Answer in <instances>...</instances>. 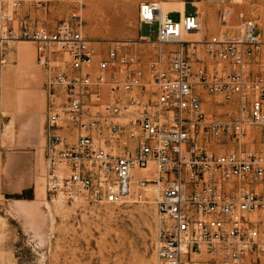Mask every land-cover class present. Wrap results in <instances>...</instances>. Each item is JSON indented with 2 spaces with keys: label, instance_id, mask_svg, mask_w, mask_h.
Returning a JSON list of instances; mask_svg holds the SVG:
<instances>
[{
  "label": "built area",
  "instance_id": "built-area-1",
  "mask_svg": "<svg viewBox=\"0 0 264 264\" xmlns=\"http://www.w3.org/2000/svg\"><path fill=\"white\" fill-rule=\"evenodd\" d=\"M54 1L0 0V52L31 42L46 74L47 192L94 206L154 204L158 264H264L257 22L197 41L190 37L202 30L199 15H163L144 3L141 25H158L146 61L127 43L100 50L77 7L42 20Z\"/></svg>",
  "mask_w": 264,
  "mask_h": 264
},
{
  "label": "rangeland",
  "instance_id": "rangeland-1",
  "mask_svg": "<svg viewBox=\"0 0 264 264\" xmlns=\"http://www.w3.org/2000/svg\"><path fill=\"white\" fill-rule=\"evenodd\" d=\"M162 2L184 3L185 14L199 15L203 33L199 38L190 37L193 40L205 42L238 34L247 19L257 22L264 39V0H57L51 3L47 18L39 15L42 20L56 21L77 7L83 15V31L97 41L100 50L112 42L127 43L122 44L125 50L137 51L147 61L157 51L155 41H149V37L155 39L158 25H141L140 7ZM170 17L178 20L179 14L171 13ZM15 44L1 51L0 57L12 62ZM199 49L205 51L203 45ZM13 83L17 86L20 78L14 77ZM14 136L13 126L0 125L2 144L4 138L12 142ZM23 164L22 160H6L0 154L4 173L0 177V264H158V215L154 204L129 201L121 206H94L84 200L70 201L61 193L50 195L47 190L41 198L42 186L46 189L42 154L30 161V180L21 191L4 189L6 167L10 165L12 186ZM29 190L34 194L29 195Z\"/></svg>",
  "mask_w": 264,
  "mask_h": 264
},
{
  "label": "crops",
  "instance_id": "crops-1",
  "mask_svg": "<svg viewBox=\"0 0 264 264\" xmlns=\"http://www.w3.org/2000/svg\"><path fill=\"white\" fill-rule=\"evenodd\" d=\"M30 44L25 46L16 43L12 62L0 57V125L13 126L15 129L12 142L6 138L4 144L0 142V154L6 160L24 161L18 170L19 178L14 180L12 186L10 165L6 167L8 180L4 181L3 188L15 191H21L30 180L27 174L30 161L41 154L43 156L41 147L44 145L46 74L37 63L35 45ZM14 77L20 78L21 83L17 86L13 83ZM3 175L0 169V177Z\"/></svg>",
  "mask_w": 264,
  "mask_h": 264
},
{
  "label": "bare ground",
  "instance_id": "bare-ground-1",
  "mask_svg": "<svg viewBox=\"0 0 264 264\" xmlns=\"http://www.w3.org/2000/svg\"><path fill=\"white\" fill-rule=\"evenodd\" d=\"M177 3V2H176ZM195 4V3H194ZM143 5V4H142ZM159 5V7H160V9H161V12L163 13V15H166L167 13H169V12H172V11H179L180 13H182V14H185V10H186V8H185V5H184V3L182 4H180V2H179V4H173V3H168V2H162V3H160V4H158ZM197 7H198V11H201V6L200 5H197ZM145 11V10H144ZM203 33V29H202V31H199V33H196L194 36H192V37H197V38H199L200 37V35ZM197 41H202V39H197ZM22 42H24V41H22ZM24 43H27V44H29V45H31L30 44V42H24ZM98 44V43H97ZM99 45V44H98ZM10 124V123H9ZM11 126V125H10ZM44 174V173H43ZM46 189H45V185H43L42 186V188H41V191L39 192V195L41 196V198L42 197H44V195L46 194V191H45ZM37 193H38V191H37ZM46 196V195H45Z\"/></svg>",
  "mask_w": 264,
  "mask_h": 264
},
{
  "label": "water",
  "instance_id": "water-1",
  "mask_svg": "<svg viewBox=\"0 0 264 264\" xmlns=\"http://www.w3.org/2000/svg\"><path fill=\"white\" fill-rule=\"evenodd\" d=\"M28 193H29V195H33L34 194L33 190H29Z\"/></svg>",
  "mask_w": 264,
  "mask_h": 264
}]
</instances>
